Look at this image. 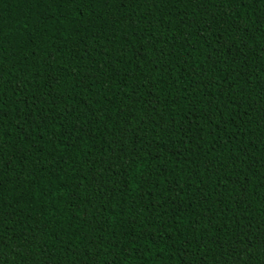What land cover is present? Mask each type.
I'll return each instance as SVG.
<instances>
[{
  "label": "trees",
  "instance_id": "trees-1",
  "mask_svg": "<svg viewBox=\"0 0 264 264\" xmlns=\"http://www.w3.org/2000/svg\"><path fill=\"white\" fill-rule=\"evenodd\" d=\"M0 264H264V0H0Z\"/></svg>",
  "mask_w": 264,
  "mask_h": 264
}]
</instances>
